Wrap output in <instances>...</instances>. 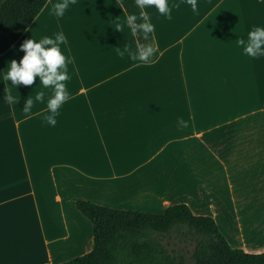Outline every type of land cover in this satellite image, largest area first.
<instances>
[{
	"label": "crops",
	"instance_id": "0c3cea01",
	"mask_svg": "<svg viewBox=\"0 0 264 264\" xmlns=\"http://www.w3.org/2000/svg\"><path fill=\"white\" fill-rule=\"evenodd\" d=\"M63 2L49 0L0 55V264L89 253L93 227L78 200L153 214L187 204L222 224L233 248L263 253L264 230L247 220L264 208V56L238 41L264 27V0H196L195 12L169 0L171 20L146 6L154 63L130 59L138 41L119 0H69L57 16ZM60 32L70 96L52 126L44 119L52 87L39 76L19 86L5 77L26 40ZM232 218L244 219L240 242L223 223Z\"/></svg>",
	"mask_w": 264,
	"mask_h": 264
},
{
	"label": "trees",
	"instance_id": "16d2710c",
	"mask_svg": "<svg viewBox=\"0 0 264 264\" xmlns=\"http://www.w3.org/2000/svg\"><path fill=\"white\" fill-rule=\"evenodd\" d=\"M49 0H0V55L10 50L36 20ZM127 16L145 22L135 0H119ZM145 14V13H144ZM139 44L155 48L153 34ZM78 211L93 227V249L61 264H264L263 253L233 248L216 220L195 215L187 204L163 214L121 210L86 200Z\"/></svg>",
	"mask_w": 264,
	"mask_h": 264
},
{
	"label": "clouds",
	"instance_id": "9594fccd",
	"mask_svg": "<svg viewBox=\"0 0 264 264\" xmlns=\"http://www.w3.org/2000/svg\"><path fill=\"white\" fill-rule=\"evenodd\" d=\"M191 4L193 11H197L196 0H187ZM135 3L143 10L146 6H154L158 12L164 15L167 19H172V7L169 5V0H135ZM69 6V0H64L63 3L55 5V13L57 16H63L65 10ZM179 7V5H174ZM144 16L143 23L137 24L135 15L128 17V24L134 35H137L138 29L142 30V36L145 40H149V34L155 32V25L148 22ZM53 39L49 36H44L38 40L29 39L22 45L21 49L25 55L19 63L13 60L8 66L6 80H10L13 85H32L37 76L40 77L41 84L45 87L51 86L53 95L47 101L49 114L44 119L52 126L57 123L56 117L59 115V109L62 104L69 98L70 92L67 90L65 81L70 79L67 71V63L69 62L65 54L61 50V44L67 42L63 32L56 34ZM243 46L245 54L252 57L264 56V27H255L248 32L247 40L241 39L238 41ZM130 59L143 63L155 62V49L151 44H139L136 51L126 49ZM123 55V52H121ZM44 92H39L35 96L36 101H43ZM9 103L15 104L16 98L7 96ZM34 101L29 98L26 101V107L23 111H29ZM178 123L187 127V121L179 118Z\"/></svg>",
	"mask_w": 264,
	"mask_h": 264
},
{
	"label": "rangeland",
	"instance_id": "374dc122",
	"mask_svg": "<svg viewBox=\"0 0 264 264\" xmlns=\"http://www.w3.org/2000/svg\"><path fill=\"white\" fill-rule=\"evenodd\" d=\"M236 203H239V202H236ZM236 204H234V206H235ZM239 206H245V205H241V204H238ZM248 206H250V207H252V208H257V207H260V206H263V203H261V204H258V205H254V204H251V205H248ZM236 207H237V205H236ZM244 219H240V220H238V219H234V218H232V219H230V220H223V223H227L228 225H230L231 226V228H233V230L235 231H233L232 229H231V231H232V235H233V237L238 241V242H240V241H242V240H244V238H245V236H246V233L244 232V235H241L242 234V231H241V228H240V226L242 225V221H243ZM57 222V221H56ZM247 223L248 224H252V225H256V226H258V228H263V230H264V220H258L257 218L256 219H249V220H247ZM247 224V225H248ZM246 232L247 231H249V229H247V230H245Z\"/></svg>",
	"mask_w": 264,
	"mask_h": 264
},
{
	"label": "bare ground",
	"instance_id": "6f19581e",
	"mask_svg": "<svg viewBox=\"0 0 264 264\" xmlns=\"http://www.w3.org/2000/svg\"><path fill=\"white\" fill-rule=\"evenodd\" d=\"M254 212V211H253ZM258 213H263L262 215H260L259 217H257L258 220H264V208H262V210H260ZM219 223V222H218ZM222 225V224H221ZM219 225V226H221ZM233 230V228H231ZM227 230V229H226ZM225 230V232H226ZM234 231V230H233ZM230 232V231H229ZM235 232V231H234ZM232 235V231L230 232Z\"/></svg>",
	"mask_w": 264,
	"mask_h": 264
}]
</instances>
